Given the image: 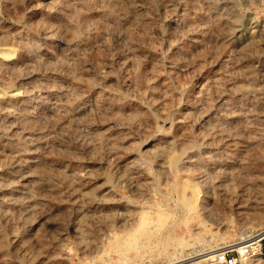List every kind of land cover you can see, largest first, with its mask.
<instances>
[{"label": "rangeland", "instance_id": "374dc122", "mask_svg": "<svg viewBox=\"0 0 264 264\" xmlns=\"http://www.w3.org/2000/svg\"><path fill=\"white\" fill-rule=\"evenodd\" d=\"M259 171L264 0H0V264L232 248Z\"/></svg>", "mask_w": 264, "mask_h": 264}, {"label": "bare ground", "instance_id": "6f19581e", "mask_svg": "<svg viewBox=\"0 0 264 264\" xmlns=\"http://www.w3.org/2000/svg\"><path fill=\"white\" fill-rule=\"evenodd\" d=\"M136 1V0H135ZM114 2V1H113ZM118 6V5H117ZM130 7V6H129ZM135 9V8H134ZM133 11V10H132ZM129 12V11H128ZM110 14H112V13H110ZM144 15V14H143ZM82 18V17H81ZM123 26V25H122ZM119 29V28H118ZM104 34V33H103ZM8 52V51H7ZM2 57V56H1ZM81 69V68H80ZM79 69V70H80ZM75 72V71H74ZM73 73V72H72ZM78 75V74H77ZM103 82V81H102ZM16 91V90H15ZM29 93V92H28ZM46 98V97H45ZM59 99V98H58ZM55 101V100H54ZM94 103V102H93ZM47 106V105H46ZM8 108V107H7ZM98 110V109H97ZM20 112V111H19ZM71 112V111H70ZM19 116V115H18ZM24 117H25V115H24ZM73 117V116H72ZM32 118V117H31ZM43 118V117H42ZM63 118V117H62ZM20 120V119H19ZM8 121H10V120H8ZM14 122V121H13ZM22 122V121H21ZM24 122V121H23ZM50 122V121H49ZM77 122V121H76ZM4 128V127H3ZM49 131V130H48ZM12 139V138H11ZM31 143V142H30ZM22 151V150H21ZM20 151V152H21ZM14 153H16V152H14ZM257 176V178L258 179H262V182L264 183V171H259L258 172V175H256ZM264 197V196H263ZM262 210V209H261ZM256 220H257V222L258 223H262V222H264V214H261V213H259V215H257L256 216ZM144 222H145V219L143 218H141V220H140V222L137 224L138 226L135 228L136 230L137 229H140L141 227H143V225H144ZM260 228V227H259ZM135 230V231H136ZM129 233V235H128V237L129 238H131V240L129 241V246H128V244L126 243L125 244V242L124 243H122L121 242V240L122 241H124L125 240V238H124V240H123V238L121 237L120 238V236H119V234L118 235H116L115 234V236H116V238H118L119 239V242H118V246L117 247H119L121 250H123V251H125V250H128L129 251V249L130 250H137V253H139V256H142L143 254H145V252L144 251H147V250H144L145 248V243H147V241L148 240H144L143 242L141 241V242H137L136 241V239L133 237V235H134V233L135 232H131V231H129V232H127V234ZM259 235L260 234H262V233H264V228H262L259 232ZM127 236V235H126ZM248 236H246V237H243V238H241V240H239V241H236V242H234V243H231L230 244V246L231 247H235V248H238V247H240L243 243H245L249 238H247ZM150 238V237H149ZM153 239V238H152ZM151 239V240H152ZM155 240V239H154ZM156 241V240H155ZM151 242V241H150ZM149 242V243H150ZM153 243H154V241H153ZM177 244L179 245V247H180V251L177 253V255H173V256H167V259H166V261H164V263L163 264H206V263H208L209 262V264H212V262L211 261H213V260H217V262H218V258H217V256L218 255H221L223 252H225V250H227L226 249V247H228V246H226V247H220V249H219V251L217 252H214V253H212L213 251H211V252H194L193 253V251H190V252H185L184 250V248L186 247V246H191L190 244H187V243H185L182 239H179L178 241H177ZM156 246V245H155ZM142 248H144V249H142ZM152 248H153V246H152ZM212 249V248H211ZM210 249V250H211ZM213 249H215V248H213ZM152 250V249H151ZM139 251V252H138ZM123 253V252H122ZM193 253V254H192ZM213 257H214V259H213ZM260 258H262V256L261 255H258V256H256L253 260V263L254 264H258V260L260 259ZM124 260H127L126 259V257H125V255L124 256H119V258L116 260L118 263L121 261V262H123ZM261 260V259H260ZM216 262V263H217ZM123 264H127V263H123ZM133 264H143V262L142 261H140V262H137V263H133ZM260 264V263H259Z\"/></svg>", "mask_w": 264, "mask_h": 264}, {"label": "built area", "instance_id": "2783aa9c", "mask_svg": "<svg viewBox=\"0 0 264 264\" xmlns=\"http://www.w3.org/2000/svg\"><path fill=\"white\" fill-rule=\"evenodd\" d=\"M258 255L264 256V233L250 237L240 247L229 248L218 255L216 264H247V260Z\"/></svg>", "mask_w": 264, "mask_h": 264}]
</instances>
